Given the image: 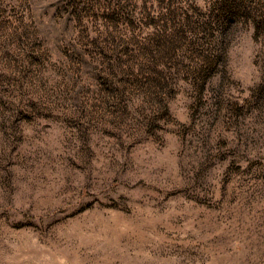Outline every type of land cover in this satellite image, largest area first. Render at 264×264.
Masks as SVG:
<instances>
[{"label": "rangeland", "instance_id": "374dc122", "mask_svg": "<svg viewBox=\"0 0 264 264\" xmlns=\"http://www.w3.org/2000/svg\"><path fill=\"white\" fill-rule=\"evenodd\" d=\"M0 264H264V0H0Z\"/></svg>", "mask_w": 264, "mask_h": 264}]
</instances>
